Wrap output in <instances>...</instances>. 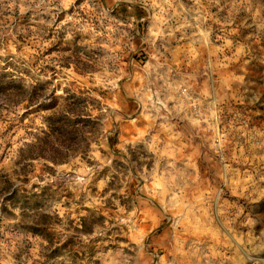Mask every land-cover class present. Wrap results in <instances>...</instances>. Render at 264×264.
Masks as SVG:
<instances>
[{"label":"rangeland","instance_id":"374dc122","mask_svg":"<svg viewBox=\"0 0 264 264\" xmlns=\"http://www.w3.org/2000/svg\"><path fill=\"white\" fill-rule=\"evenodd\" d=\"M7 71L103 130L52 164L19 157L48 111L0 123V264H264V0H0Z\"/></svg>","mask_w":264,"mask_h":264},{"label":"trees","instance_id":"16d2710c","mask_svg":"<svg viewBox=\"0 0 264 264\" xmlns=\"http://www.w3.org/2000/svg\"><path fill=\"white\" fill-rule=\"evenodd\" d=\"M23 82L24 78L21 75L11 71L5 72L0 78V123H4L5 128L2 134L7 133L14 126L12 122L17 120V108L23 102H25V111L22 115L39 110L48 113L43 116L44 128L41 130V136H35L34 141L26 143L24 150L19 151V157L30 160L43 159L52 164H62L77 156L88 161L91 145L97 141L103 130L101 112L103 104L100 100L65 91L66 95L59 98L62 101L59 104L52 96L53 93L47 94L36 85L27 87ZM114 143L115 140L110 142V146ZM130 161L132 162V159ZM28 171L25 167L19 166L16 173L27 175ZM12 193L16 194V191L12 190ZM50 223L49 220L41 221L37 230L46 242L45 248L56 244L59 246L54 249L66 247L68 242H58L51 238ZM79 231L89 233L84 228Z\"/></svg>","mask_w":264,"mask_h":264},{"label":"clouds","instance_id":"9594fccd","mask_svg":"<svg viewBox=\"0 0 264 264\" xmlns=\"http://www.w3.org/2000/svg\"><path fill=\"white\" fill-rule=\"evenodd\" d=\"M70 2H71V0H61V3H63L65 7H66L67 4L70 3ZM66 169H67V166H61L60 168L57 169V171H58V173H59V172L65 171ZM68 170H70V169H68ZM91 171H92V169H87V170L85 171L84 174H80V173H78V174L75 176L74 183H75L76 185L86 184L87 181L85 180L84 175H85L87 172H91ZM45 182H48V181L46 180ZM69 186L71 187V185H69ZM73 190H75V189H73ZM61 215H63V213H61Z\"/></svg>","mask_w":264,"mask_h":264}]
</instances>
